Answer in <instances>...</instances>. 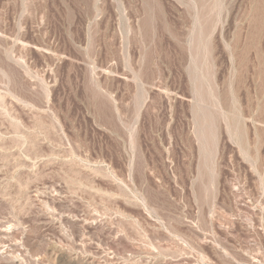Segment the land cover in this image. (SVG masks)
<instances>
[{
	"label": "rangeland",
	"instance_id": "obj_1",
	"mask_svg": "<svg viewBox=\"0 0 264 264\" xmlns=\"http://www.w3.org/2000/svg\"><path fill=\"white\" fill-rule=\"evenodd\" d=\"M0 264H264V0H0Z\"/></svg>",
	"mask_w": 264,
	"mask_h": 264
}]
</instances>
